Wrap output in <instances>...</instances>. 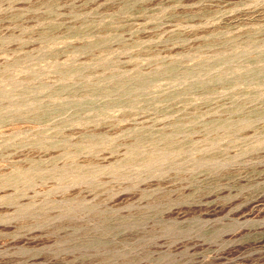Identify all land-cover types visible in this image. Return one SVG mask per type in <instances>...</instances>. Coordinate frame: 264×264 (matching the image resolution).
<instances>
[{"label": "rangeland", "instance_id": "obj_1", "mask_svg": "<svg viewBox=\"0 0 264 264\" xmlns=\"http://www.w3.org/2000/svg\"><path fill=\"white\" fill-rule=\"evenodd\" d=\"M0 264H264V0H0Z\"/></svg>", "mask_w": 264, "mask_h": 264}, {"label": "bare ground", "instance_id": "obj_2", "mask_svg": "<svg viewBox=\"0 0 264 264\" xmlns=\"http://www.w3.org/2000/svg\"><path fill=\"white\" fill-rule=\"evenodd\" d=\"M129 79H130V78H129ZM120 81H121V80H120ZM120 81H119V82H120ZM137 81H138V80H137ZM137 85H138V84H137ZM139 85H140V84H139ZM128 86H129V85H128ZM114 87H115V86H114ZM128 88H129V87H128ZM126 89H127V88H126ZM165 140H166V139H165ZM166 142H169V141H166ZM166 142H164V143H166ZM170 142H172V141H170ZM136 146H137V145H136ZM165 146H166V145H164V147H165ZM137 147H139V146H137ZM167 147H168V146H167ZM170 147H171V146H170ZM167 149H168V148H167ZM160 150H161V149H160ZM138 151H139V150H138ZM168 151H169V149H168ZM168 151H167V152H168ZM134 152H135V151H134ZM152 152H153V151H152ZM157 152H158V151H157ZM160 152H161V151H160ZM165 152H166V151H165ZM165 152H164V153H165ZM171 152H173V150H171ZM130 153H132V152L130 151ZM130 153H129V155H130ZM155 153H156V152H155ZM136 154H137V153H136ZM149 154H151V153H149ZM152 154H153V153H152ZM132 155H133V154H132ZM138 155H139V152H138ZM153 155H155V154H153ZM156 155H158V153H157ZM156 155H155V156H156ZM163 155H165V154H163ZM168 155H169V154H168ZM136 156H137V155H136ZM160 156H161V155H160ZM160 156H159V157H160ZM165 156H166V155H165ZM131 157H132V156H131ZM131 157L129 158V156H128L129 159H132ZM133 157H134V156H133ZM144 157H145V156H144ZM144 157L142 156V157H140V158H144ZM149 157H151V156H148V159H150ZM163 157H164V156H163ZM161 158H162V157H161ZM129 159H128V160H129ZM134 159H135V158H134ZM151 159H152V158H151ZM153 159H154V156H153ZM168 159H169V158H168ZM171 159H172V157H171ZM132 160H133V159H132ZM145 160H147V159H145ZM141 161H142V159H141ZM147 161H148V160H147ZM149 161H150V160H149ZM151 161H152V160H151ZM169 161H170V160H169ZM130 162H131V161H130ZM142 162H146V161H142ZM142 162H141V163H142ZM156 162H158V161L156 160ZM142 164H143V163H142ZM66 170H67V169H66ZM63 172H64V171H63ZM65 172H66V171H65ZM61 175H63V174H61Z\"/></svg>", "mask_w": 264, "mask_h": 264}]
</instances>
